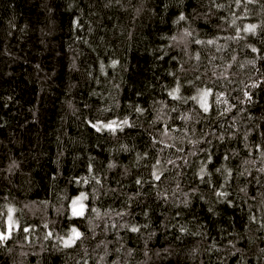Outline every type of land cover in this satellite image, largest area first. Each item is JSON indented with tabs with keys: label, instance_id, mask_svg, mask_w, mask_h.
Listing matches in <instances>:
<instances>
[{
	"label": "trees",
	"instance_id": "16d2710c",
	"mask_svg": "<svg viewBox=\"0 0 264 264\" xmlns=\"http://www.w3.org/2000/svg\"><path fill=\"white\" fill-rule=\"evenodd\" d=\"M9 208L0 264H264V0H0Z\"/></svg>",
	"mask_w": 264,
	"mask_h": 264
},
{
	"label": "snow or ice",
	"instance_id": "6c2138e0",
	"mask_svg": "<svg viewBox=\"0 0 264 264\" xmlns=\"http://www.w3.org/2000/svg\"><path fill=\"white\" fill-rule=\"evenodd\" d=\"M248 3H255L257 2V0H247ZM180 20H184L185 17L183 15H181L179 17ZM256 30V26L255 25H249L245 31L251 32V33H255ZM209 43H213V41H209ZM253 52H256L257 49L253 48L252 49ZM258 86V85H257ZM175 92H179V89H175ZM170 95H173V98H178L177 96H175L173 93H170ZM211 95V91L207 90V91H203L201 98H200V103H201V107L204 109L205 112L208 111V103H207V97ZM192 99H197V97H192ZM115 123V122H113ZM124 123L126 124L127 121L125 120ZM95 127V125H94ZM107 128L111 129V130H115L112 128V124H108L106 125ZM100 128L97 127V131H99ZM157 179H159V177H157ZM87 199V196L84 194H81L80 197H78L76 200L72 201L71 207H72V215L74 217L78 216V217H83L85 215V205L82 203L83 200ZM77 205H79V208H77ZM14 209L9 208L8 209V215H7V219H6V224H7V229L6 232H0V243L7 241L8 239H10L12 231H13V227L17 226V222L16 220L13 218V213H14ZM92 211H95V209H93ZM25 232L30 231L29 228H24L23 229ZM133 232L138 231V229L136 228H132L131 229ZM51 235V233H49V236ZM82 236V234L75 228L73 227L71 229V233L68 236L67 239L63 240L64 246L65 247H69L72 244L75 243L76 240L80 239ZM63 239V238H61Z\"/></svg>",
	"mask_w": 264,
	"mask_h": 264
},
{
	"label": "rangeland",
	"instance_id": "374dc122",
	"mask_svg": "<svg viewBox=\"0 0 264 264\" xmlns=\"http://www.w3.org/2000/svg\"><path fill=\"white\" fill-rule=\"evenodd\" d=\"M77 208H79V205H77Z\"/></svg>",
	"mask_w": 264,
	"mask_h": 264
}]
</instances>
